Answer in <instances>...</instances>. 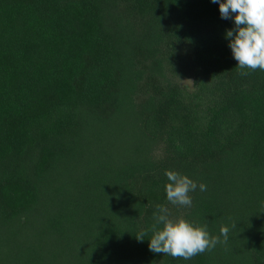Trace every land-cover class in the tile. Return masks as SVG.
Here are the masks:
<instances>
[{
	"label": "trees",
	"instance_id": "1",
	"mask_svg": "<svg viewBox=\"0 0 264 264\" xmlns=\"http://www.w3.org/2000/svg\"><path fill=\"white\" fill-rule=\"evenodd\" d=\"M233 28L212 0H0V264H264V71ZM157 205L227 243L151 252Z\"/></svg>",
	"mask_w": 264,
	"mask_h": 264
},
{
	"label": "clouds",
	"instance_id": "2",
	"mask_svg": "<svg viewBox=\"0 0 264 264\" xmlns=\"http://www.w3.org/2000/svg\"><path fill=\"white\" fill-rule=\"evenodd\" d=\"M219 4L221 18L234 19V28L226 30V38L232 50L238 69L247 68L264 71V0H212ZM240 75H248L241 71ZM168 183L165 185L167 201L178 207H191L190 193L197 189V183L187 175L174 170H166ZM200 191H206L204 183L199 184ZM154 223L149 230L135 234L143 241L151 231L149 250L169 255L172 258L190 260L196 255L211 251L218 243H227L229 227L221 226L220 235L213 236L206 225H199L183 217L173 218L165 205H157L153 213ZM236 227V223L231 225ZM223 237V240H221Z\"/></svg>",
	"mask_w": 264,
	"mask_h": 264
},
{
	"label": "rangeland",
	"instance_id": "3",
	"mask_svg": "<svg viewBox=\"0 0 264 264\" xmlns=\"http://www.w3.org/2000/svg\"><path fill=\"white\" fill-rule=\"evenodd\" d=\"M178 82L180 83V85L182 87H185V89L188 92H192L193 91V78L190 76L187 77H180Z\"/></svg>",
	"mask_w": 264,
	"mask_h": 264
}]
</instances>
